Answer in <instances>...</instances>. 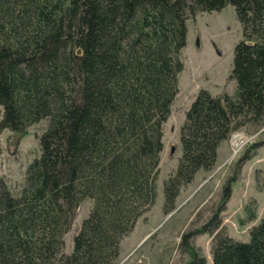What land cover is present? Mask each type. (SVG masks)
<instances>
[{
  "label": "trees",
  "instance_id": "1",
  "mask_svg": "<svg viewBox=\"0 0 264 264\" xmlns=\"http://www.w3.org/2000/svg\"><path fill=\"white\" fill-rule=\"evenodd\" d=\"M228 5L243 32L228 77L235 91L200 89L186 111L182 155L163 188L167 215L215 168L223 142L264 127V0H0V132L23 137L46 124L21 192L0 180V264L121 263L124 238L157 198L187 23ZM220 207L183 243L207 233L211 264H264V216H250L246 241L221 227ZM190 252L189 264H206Z\"/></svg>",
  "mask_w": 264,
  "mask_h": 264
},
{
  "label": "rangeland",
  "instance_id": "2",
  "mask_svg": "<svg viewBox=\"0 0 264 264\" xmlns=\"http://www.w3.org/2000/svg\"><path fill=\"white\" fill-rule=\"evenodd\" d=\"M187 26L179 93L164 125L157 198L152 209L124 238L120 264H189L190 249L205 258L206 264H211V236L198 233L187 239L188 245H185L182 235L201 228L221 206L218 213L221 227L233 237L248 241V232L254 224V221L250 222V216L256 215V220L264 216V127L258 131L250 127L233 133L220 146L215 168L197 174L194 182L181 191L171 214L167 215L163 210L164 183L176 170L182 155L179 133L185 113L200 89L213 95L224 91L234 93L235 82L228 77L234 48L243 40L233 5L218 12L200 14L194 21L189 20ZM45 127V123L32 126L23 137L7 130L0 132V180L5 181L15 194L25 185L29 164L40 154L39 136ZM236 135H242L244 140L235 151L233 139ZM254 145L256 148L252 149ZM249 150L251 159L240 164ZM226 186L230 187L231 195L228 200H223ZM90 207L91 203L87 201L77 210L72 227L65 235L66 253L71 252L73 238Z\"/></svg>",
  "mask_w": 264,
  "mask_h": 264
},
{
  "label": "bare ground",
  "instance_id": "3",
  "mask_svg": "<svg viewBox=\"0 0 264 264\" xmlns=\"http://www.w3.org/2000/svg\"><path fill=\"white\" fill-rule=\"evenodd\" d=\"M243 140H244V137L242 135H236L234 137L233 146H234L235 151L241 147Z\"/></svg>",
  "mask_w": 264,
  "mask_h": 264
}]
</instances>
